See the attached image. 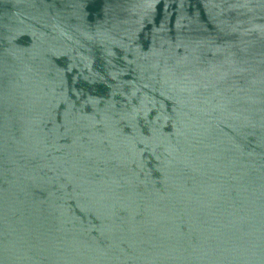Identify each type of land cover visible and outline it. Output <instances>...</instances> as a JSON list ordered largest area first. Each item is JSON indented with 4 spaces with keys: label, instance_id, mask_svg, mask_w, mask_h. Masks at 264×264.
<instances>
[{
    "label": "water",
    "instance_id": "obj_1",
    "mask_svg": "<svg viewBox=\"0 0 264 264\" xmlns=\"http://www.w3.org/2000/svg\"><path fill=\"white\" fill-rule=\"evenodd\" d=\"M0 264H264V0H0Z\"/></svg>",
    "mask_w": 264,
    "mask_h": 264
}]
</instances>
